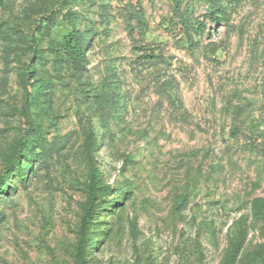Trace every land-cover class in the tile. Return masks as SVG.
Returning a JSON list of instances; mask_svg holds the SVG:
<instances>
[{"label": "rangeland", "instance_id": "374dc122", "mask_svg": "<svg viewBox=\"0 0 264 264\" xmlns=\"http://www.w3.org/2000/svg\"><path fill=\"white\" fill-rule=\"evenodd\" d=\"M208 1L0 0L21 47L5 57L0 37V177L30 128L24 88L42 86L26 108L46 150L0 195V264H80L92 167L117 204L83 264L263 262L264 0H217L227 22L203 18ZM72 27L92 35L81 71L50 53Z\"/></svg>", "mask_w": 264, "mask_h": 264}, {"label": "trees", "instance_id": "16d2710c", "mask_svg": "<svg viewBox=\"0 0 264 264\" xmlns=\"http://www.w3.org/2000/svg\"><path fill=\"white\" fill-rule=\"evenodd\" d=\"M217 1V0H216ZM208 1L213 8L210 12L204 14L203 18L206 20H211L214 22L225 21L227 22V12L225 9L220 7L217 2ZM231 2H237L238 0H229ZM183 0H175L176 10L180 11V7ZM182 16V15H181ZM185 29L188 30L195 28L189 24L188 19L181 23ZM196 24V33L200 31L203 32V24ZM202 28V29H201ZM0 37L5 41L3 53L5 57L9 55H16L17 51L21 49L19 44L13 45L10 39V33L8 31H2L0 33ZM92 35L89 36L88 33L81 32L78 28L72 27L67 34L62 37L61 42L57 44L56 47L50 48V53L53 55V63L55 65L67 64L73 69L77 71H81L85 69L87 65L86 58V50L91 39ZM188 40L192 42V38L188 36ZM32 58L36 59V64H42L47 61V52L44 53L41 48H38L37 45L32 48ZM27 66L26 71L28 73H34L35 67ZM22 83L26 82V79L22 78ZM166 89L171 91V95L174 98L172 101H180L179 93L173 84L169 82L165 83ZM46 87V86H45ZM42 86H38L35 89L33 95L28 93L24 88V108L20 113L21 118L26 121L30 125V128L26 130L25 134L17 138L11 153L5 158V170L4 174L0 177V195L7 194L10 191L11 186L9 185V175H14L17 173L18 177L21 179H25L27 172L31 167V159L34 155L35 148H43L45 150V142L42 136V131L39 126H35L34 124L29 123V116L27 112V103L35 100L37 91H39ZM39 99V98H38ZM180 103V102H179ZM25 161V166L21 168V163ZM110 191V187L105 184L99 171L92 167L89 173L88 184H87V198L84 204V212L81 217V221L79 223L78 228V243H77V258L80 264L84 263L85 255L87 253V249L90 248V240L91 238L96 237L98 228H93L96 224L97 216L102 210L110 208H114L117 204V201L109 202L102 199V196L107 194ZM125 194V193H124ZM123 194V195H124ZM260 264H264L263 262Z\"/></svg>", "mask_w": 264, "mask_h": 264}]
</instances>
